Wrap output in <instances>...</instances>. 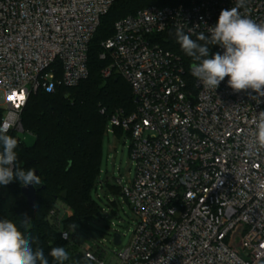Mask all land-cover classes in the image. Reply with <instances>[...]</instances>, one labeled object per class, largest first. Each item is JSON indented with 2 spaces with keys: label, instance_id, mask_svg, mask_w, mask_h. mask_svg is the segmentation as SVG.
<instances>
[{
  "label": "built area",
  "instance_id": "built-area-1",
  "mask_svg": "<svg viewBox=\"0 0 264 264\" xmlns=\"http://www.w3.org/2000/svg\"><path fill=\"white\" fill-rule=\"evenodd\" d=\"M115 1L0 0V126L8 133H28L21 113L32 94L76 87L88 78L89 44ZM235 4L193 0L146 7L118 21L101 43L111 59L103 77H122L136 103L130 115L115 112L113 130L107 127L131 138L136 166L131 183H116L137 225L115 264H264V149L250 135L254 118L264 112V96L235 92L228 77L215 91L197 79L189 90L181 59L152 41L177 25L194 37L208 35L221 10ZM248 8L264 21V0H250ZM70 216L71 208L58 201L48 222L63 240L80 246L79 264H106L81 231L62 229Z\"/></svg>",
  "mask_w": 264,
  "mask_h": 264
},
{
  "label": "trees",
  "instance_id": "trees-1",
  "mask_svg": "<svg viewBox=\"0 0 264 264\" xmlns=\"http://www.w3.org/2000/svg\"><path fill=\"white\" fill-rule=\"evenodd\" d=\"M192 1L116 0L102 17L89 44L88 78L76 87L60 85L54 93L40 91L29 97L21 113V125L34 137L32 145H27L16 132L8 133L18 139L15 149L18 166L25 170L34 168L41 183L36 185L35 210L30 209L22 194L24 186L18 180L0 186V219H11L19 224L23 218H30V234L39 239V247L44 249L49 264H54L48 253L55 246H63L69 252L70 259L65 264H79L81 261L80 246L63 240L60 232L49 224L48 214L58 201L63 202L71 208L72 216L64 218L62 229L68 231L74 228L86 234L85 223L101 211L92 198V191L99 184L101 188L105 187L100 182L102 145L110 118L119 110L130 115L136 109L132 89L122 77L116 74L108 79L103 77L102 71L110 65L111 59L101 43L113 36L118 21L143 8L173 7ZM174 32L175 29H169L155 35L152 41L181 59L183 79L188 89L194 91L196 78L190 72L191 58L182 51ZM218 47L213 45L210 55L217 53ZM103 53H106L105 59L100 58ZM4 113L0 108V125ZM114 133L118 137L125 134L121 128H114ZM106 185L109 192L121 195L118 185L108 182ZM111 204L116 207L115 201ZM33 247L37 245L33 244Z\"/></svg>",
  "mask_w": 264,
  "mask_h": 264
},
{
  "label": "clouds",
  "instance_id": "clouds-1",
  "mask_svg": "<svg viewBox=\"0 0 264 264\" xmlns=\"http://www.w3.org/2000/svg\"><path fill=\"white\" fill-rule=\"evenodd\" d=\"M249 3L250 0H236L234 7L221 10L215 25L207 28L208 35L200 32L193 39L182 25L176 26V41L191 58V75L204 89L215 91L228 77V86L235 92L252 89L264 96V21L257 22L252 18ZM213 45L221 46L223 54L210 55ZM253 123L255 127L250 132L253 143L264 149V112H260ZM8 131L7 127L0 126V186L14 180L22 186L40 184V176L34 168L25 170L18 166L15 151L18 139L10 136ZM30 223L27 217L19 224L11 219H0V264H49L44 249L39 247V239L30 234ZM48 255L54 264H65L70 259L63 246L52 247Z\"/></svg>",
  "mask_w": 264,
  "mask_h": 264
},
{
  "label": "rangeland",
  "instance_id": "rangeland-1",
  "mask_svg": "<svg viewBox=\"0 0 264 264\" xmlns=\"http://www.w3.org/2000/svg\"><path fill=\"white\" fill-rule=\"evenodd\" d=\"M108 126L113 130L110 122ZM20 138L27 144L34 143V137L21 134ZM131 138L126 134L118 137L114 131L105 133L102 145V163L100 182L97 189L92 191V198L100 207V214L85 223L86 234L84 242L96 244L97 253L106 264H115V254L125 249L131 242L137 225V220L131 206L122 195H114L107 189L106 183L115 185L118 180L123 184L133 181L136 171L131 153ZM106 182V183H105ZM116 207L112 206V202ZM121 236L119 245L113 243V235Z\"/></svg>",
  "mask_w": 264,
  "mask_h": 264
},
{
  "label": "water",
  "instance_id": "water-1",
  "mask_svg": "<svg viewBox=\"0 0 264 264\" xmlns=\"http://www.w3.org/2000/svg\"><path fill=\"white\" fill-rule=\"evenodd\" d=\"M36 175L38 176L39 173L38 171H35ZM22 194L23 196L25 197V199L27 200L28 202V205L30 207V209L32 210H35L37 205H36V201H37V189H36V185H27V186H24L22 188ZM120 235L115 233L113 235V243L115 245H119L120 244Z\"/></svg>",
  "mask_w": 264,
  "mask_h": 264
},
{
  "label": "crops",
  "instance_id": "crops-1",
  "mask_svg": "<svg viewBox=\"0 0 264 264\" xmlns=\"http://www.w3.org/2000/svg\"><path fill=\"white\" fill-rule=\"evenodd\" d=\"M117 185V184H116Z\"/></svg>",
  "mask_w": 264,
  "mask_h": 264
}]
</instances>
